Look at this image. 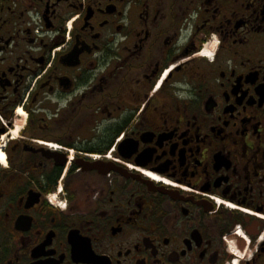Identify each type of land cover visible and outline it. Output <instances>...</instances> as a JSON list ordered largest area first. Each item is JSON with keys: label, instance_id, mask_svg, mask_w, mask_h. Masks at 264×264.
Instances as JSON below:
<instances>
[{"label": "flooded vegetation", "instance_id": "flooded-vegetation-1", "mask_svg": "<svg viewBox=\"0 0 264 264\" xmlns=\"http://www.w3.org/2000/svg\"><path fill=\"white\" fill-rule=\"evenodd\" d=\"M0 264H264V0H0Z\"/></svg>", "mask_w": 264, "mask_h": 264}]
</instances>
